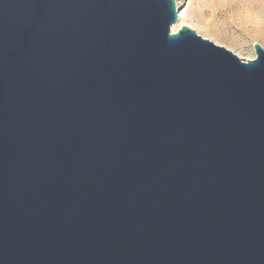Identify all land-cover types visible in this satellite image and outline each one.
I'll use <instances>...</instances> for the list:
<instances>
[{"label":"water","instance_id":"95a60500","mask_svg":"<svg viewBox=\"0 0 264 264\" xmlns=\"http://www.w3.org/2000/svg\"><path fill=\"white\" fill-rule=\"evenodd\" d=\"M174 0H0V264H264V48Z\"/></svg>","mask_w":264,"mask_h":264},{"label":"rangeland","instance_id":"374dc122","mask_svg":"<svg viewBox=\"0 0 264 264\" xmlns=\"http://www.w3.org/2000/svg\"><path fill=\"white\" fill-rule=\"evenodd\" d=\"M185 26L200 37L231 51L240 59L255 58L253 44L264 48V0H174Z\"/></svg>","mask_w":264,"mask_h":264},{"label":"bare ground","instance_id":"6f19581e","mask_svg":"<svg viewBox=\"0 0 264 264\" xmlns=\"http://www.w3.org/2000/svg\"><path fill=\"white\" fill-rule=\"evenodd\" d=\"M178 18H179V20H181L183 18V15L181 13H179Z\"/></svg>","mask_w":264,"mask_h":264}]
</instances>
